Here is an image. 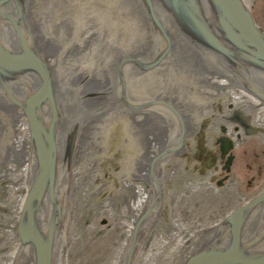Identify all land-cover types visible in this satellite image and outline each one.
<instances>
[{"label":"bare ground","instance_id":"obj_1","mask_svg":"<svg viewBox=\"0 0 264 264\" xmlns=\"http://www.w3.org/2000/svg\"><path fill=\"white\" fill-rule=\"evenodd\" d=\"M21 2L37 34L49 89L76 134L70 179L78 207L85 203L76 196L81 193L88 200L86 208L100 199L123 206L128 217L136 220L135 206L142 204L141 216H151L149 232L156 234L165 208L161 205L163 190L181 181L184 174L189 178L192 170L201 171L200 160L208 162L207 168H217L224 175L222 181L237 177L235 169L242 164H234L239 158L235 150L247 142L246 147L259 156L257 162L264 163V105L235 85L170 0ZM241 2L264 31V0ZM139 111L146 115L144 127H137L133 116ZM35 135L33 114L15 89L0 86V200H15L16 204V189L24 186L19 211L0 206V217L8 214V230L18 240L14 264H23L28 254ZM154 146L160 151L155 159L151 157ZM119 148L116 155H122L121 160L111 162ZM186 150L188 158H180ZM162 153L180 158L170 163L176 175L172 182L155 172L156 162L165 160ZM103 162L109 164L103 167ZM247 163L253 164L251 171L241 176L257 172L252 178L257 193L244 204L234 205L223 220L264 191V181L258 182L264 169L256 170L253 161ZM201 172L207 174L204 178L210 173ZM15 173L23 174L22 179L13 178ZM239 177L237 183L249 190L252 179L244 183ZM143 217L136 220L120 264L131 262L139 242L136 237L145 226L138 225ZM191 241L194 250L197 239ZM29 264L35 263L30 259Z\"/></svg>","mask_w":264,"mask_h":264},{"label":"water","instance_id":"obj_2","mask_svg":"<svg viewBox=\"0 0 264 264\" xmlns=\"http://www.w3.org/2000/svg\"><path fill=\"white\" fill-rule=\"evenodd\" d=\"M236 86L264 105V31L241 0H170ZM0 86L33 114L28 254L35 264H72L69 225L78 204L71 166L76 134L52 95L37 34L21 0H0ZM180 264H264V191L203 228Z\"/></svg>","mask_w":264,"mask_h":264},{"label":"rangeland","instance_id":"obj_3","mask_svg":"<svg viewBox=\"0 0 264 264\" xmlns=\"http://www.w3.org/2000/svg\"><path fill=\"white\" fill-rule=\"evenodd\" d=\"M215 102L213 103L215 105L214 107H216ZM133 116L139 125H137V127H144L142 121L145 120L146 115L139 111ZM151 121L153 123L157 122L155 119H151ZM172 125L174 126V123ZM215 131L217 132V128ZM19 134L22 133L19 132ZM211 134L214 135L213 132ZM149 139L151 138L149 137ZM151 142L154 143L152 140ZM246 146L247 142L236 148L235 152L236 155H239V158L236 157L234 162V164H242L239 166V169H235V174L237 175L239 172L237 177L240 175L239 178L244 180V183L254 178V175L257 176V172L251 175L244 174V177L241 176L246 170L251 171L250 166L253 164H248V160L250 162L253 161L256 170L257 168L264 169V163L257 162L259 156L254 150ZM151 151V157L154 159L160 155L159 149L155 146ZM113 153L115 156L111 159V162H119L122 157V155L120 157L118 156L120 154V148L115 149ZM168 153L169 155L170 153L173 154V151H168ZM168 156H164V159L167 161L169 160V162L164 163L165 160H161L160 163L158 161L156 162L155 172H159L158 175L162 178H168L169 181L172 182L176 176L173 167H171V164H173L172 161L176 162L178 160L180 161V158H188L187 150L181 154L180 158L176 156V158L173 159ZM84 159L86 161L90 159V152ZM154 159L151 160L152 163ZM107 160H109V158ZM199 162L197 165L199 164L198 166L201 167L203 171H210L206 178L204 177L207 174L201 172L202 170L199 171L200 168L195 169L192 170V175H188L191 182L184 174V178L181 181H177L173 186L170 185L168 189L163 190L161 205L165 208L160 212L159 220L157 221L159 224H157L158 233L151 234V232H149L153 219L149 215L145 217L141 216V214L144 213V206H142V204L135 206L136 213L134 216L136 220L137 218L143 217L138 225L142 222L143 226H145L142 229L140 228L141 234H138L139 236L136 237L139 242L135 245L136 251L133 254L130 264H179L193 252V248H191V243H193V241L191 240L197 239L203 228L219 223L228 215L234 205L244 204L257 193V190L254 189L256 183L253 179V185L249 190L245 191L242 184L237 183V181H239L237 177L231 176L229 180L222 181L224 175L220 173L217 168H207L205 165L208 162L205 160L201 163ZM108 164V162H103V167H106ZM156 167L164 172L160 173ZM114 170L117 171V167H115ZM213 171L215 176L212 173ZM22 175L23 174L17 175V173H15L13 178L16 177L15 179H17L18 176L22 179ZM260 176L261 181L258 182H263L264 175ZM22 181L23 180H21V182ZM166 182H168L167 179ZM232 186L235 187L232 188ZM19 187V189H16V191L18 190V201H16V204L14 203L15 200L12 202L9 199V202H6L8 204H6L4 200H0L1 207L6 206L8 208L11 206L12 212L15 213L19 211L18 207H20L24 186L20 185ZM78 195L81 196L82 201L85 203L84 205L82 203V206L79 207V211L75 215L76 221H73L68 228L69 232L73 231L71 232L73 234H69L70 241L71 243L73 241L75 242V244H72L73 246L71 248L72 264H120V259L125 260L126 258L122 257L123 250L124 247H129L133 235L132 233L134 232V227L138 220L136 221L132 216L129 218L130 216L128 217V212H124L123 206L116 203L110 205L108 201H101L100 199L96 200L92 208H86L85 204L88 201L86 196L81 193L76 196L78 197ZM179 197H184L186 200L182 199L181 201ZM122 212L125 214H122ZM6 217H9L8 214L4 215L3 219L0 217V264H14L12 260H15L14 256L17 252L18 240H16V234H12V230H8ZM4 219L5 221L3 224ZM73 235L79 236L78 238H73ZM188 240H190L191 243H189L190 241ZM92 245H94L95 248L91 250L89 247ZM120 246H122V249ZM82 257H84V259L82 263H79V259H82ZM76 261L78 263H76Z\"/></svg>","mask_w":264,"mask_h":264}]
</instances>
